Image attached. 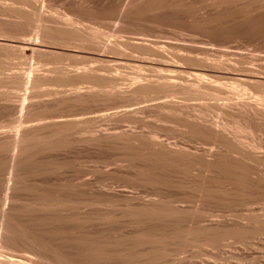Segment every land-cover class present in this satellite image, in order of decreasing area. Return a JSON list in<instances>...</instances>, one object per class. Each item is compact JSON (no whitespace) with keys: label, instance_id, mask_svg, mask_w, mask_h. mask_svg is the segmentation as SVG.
I'll list each match as a JSON object with an SVG mask.
<instances>
[{"label":"rangeland","instance_id":"rangeland-1","mask_svg":"<svg viewBox=\"0 0 264 264\" xmlns=\"http://www.w3.org/2000/svg\"><path fill=\"white\" fill-rule=\"evenodd\" d=\"M20 1L2 0V5L8 4L6 11L4 5H0V29L15 34L14 37L0 36V93L9 89L6 73L10 75L30 68L34 70L33 74H47L44 68L54 71L51 69L64 67L69 71L67 74L72 75L83 65H109L118 67L120 77H66L58 68L59 76L56 69L50 76L47 74L48 77H31L32 83H39L37 89H29L26 93L21 86L14 89L13 100L0 99V127L5 126V130L7 126L18 125L20 119L23 123L35 118L38 121L34 132L39 136L20 163L21 177L12 191L18 200L7 206L0 204V211L6 210L8 214V227L0 231V245L17 250V244L24 237L28 243H33V247L37 244L46 248L37 245L33 248L26 240L23 243L29 248L21 247L24 245L20 241L19 249L26 248L30 252L41 249L42 252L37 250L38 255L36 251L33 253L34 250L31 252L35 258L46 251L39 257L44 261L42 257L49 256L45 262L48 263L50 258L53 262L48 264H58V259L64 260L61 264H264V227L261 233L244 238L227 234L219 242L212 241L215 232L223 233L236 224L242 223L249 228L264 225V186L255 182L228 183L215 171H211L213 174L206 171L199 159L205 150L216 146L188 129L191 116L202 112L214 120L237 126L235 143L259 158L257 164L246 160V165L264 178V111L261 110L263 116L260 111L257 117L251 111L227 110L210 99L204 101L195 97L185 103L181 99L178 101L182 97L180 91H168V99L174 101L169 102L164 96V99L160 97V91L149 96L153 93L132 94L128 90L135 86V79L137 82L139 79V83L148 79L133 76L138 70L136 64L150 58L144 46L149 40H155L171 45L170 52L179 56L180 69L192 74L205 73L207 77L204 78L212 84L228 89L235 87L246 98L254 94L264 97V37L246 31L230 35L211 30V24L201 26L200 22L211 17L212 6L194 9L187 0L176 8L161 12L125 10L131 0H30L29 4L34 2L40 18H47L49 28L44 29L45 38L52 35L51 27L62 21L61 18L73 19L79 30L83 28L101 34L100 38L103 36L98 48L73 44L74 47L51 39L34 44L30 39L35 36L31 33L40 21L31 8L27 14L22 9L24 18L18 19L7 13L9 4L18 6L17 9L23 7ZM135 1L136 4L140 0ZM113 40L119 41L122 52L110 48L105 52L100 50L104 43L111 44ZM203 53H229L227 58L231 61L246 59V67H256L259 77H251L253 75L247 74L245 67L238 64L230 74L225 70L210 73L186 60L187 56ZM1 66L6 71H2ZM141 72L147 73L146 68L143 67ZM193 78L179 77V81ZM114 84L119 91H109ZM75 88L77 91L73 90ZM25 93V109L20 117L19 100ZM175 93L178 98H174ZM162 101H167L163 104L166 109L159 105ZM177 102L181 103L177 105ZM153 129L174 150L170 162L164 167L157 166L153 170L155 173L148 168L142 149ZM1 130L0 192L4 187L2 170L8 160V153L4 151L7 142ZM52 198L63 199L66 205L36 206L40 201ZM168 206L190 212L198 208L212 216L179 218L177 213L156 218L146 212L151 207ZM243 214L255 223L247 221ZM257 215L261 220L256 218ZM174 233H179V239L169 240L164 236ZM14 235L18 237L14 238ZM150 237H162L169 241L168 245L138 244V240ZM148 247L156 251L162 248L164 257L161 254L151 258ZM92 248H97L95 250L101 256L96 257L99 253ZM144 250L150 258L143 256ZM141 253L143 255L139 256ZM127 254L130 257L126 258ZM40 259L35 260L39 263Z\"/></svg>","mask_w":264,"mask_h":264},{"label":"bare ground","instance_id":"bare-ground-1","mask_svg":"<svg viewBox=\"0 0 264 264\" xmlns=\"http://www.w3.org/2000/svg\"><path fill=\"white\" fill-rule=\"evenodd\" d=\"M1 1L2 0H0V5H2ZM131 1L133 2L135 0H131ZM140 1L136 4H135L136 1L133 3L131 2L129 5H127L128 7L125 5L127 8V9L125 8V10H138L139 11V10L143 9V11H146V12H161V11H164L167 9L176 8L179 6L180 3H183L182 2L183 0H142L141 3H140ZM128 2H130V1H128ZM187 2L194 9L205 8L204 7L205 5L212 6L213 12H212L211 17L208 19V21L200 22L199 25H201V26H208L209 24H211L210 25L211 30L227 33L230 35H238L240 32L246 31V32H249L255 36H259L261 38L264 37V0H249V1L248 0H187ZM3 3H4V1H3ZM29 3H31L30 0H22V2L20 1L21 6H23L20 8L21 10L19 8L17 9L18 6L17 7L14 6L15 7L14 8L13 5L9 4L10 6L7 7V13L18 18V19L24 18L25 16L23 14L24 13L23 11L25 10V13L27 14L28 9L31 8L30 10L34 12L33 14H36L37 21L38 22L40 21L39 23L36 22L37 24H35L34 31L32 30L33 32L31 34H33V36H35L34 39H30L32 43L37 44L39 42H46V39H51V40L58 41V43L62 42V43L68 44V45L74 44V45H76V47L82 46V48H86L89 46L93 47V46H97V45L100 46L101 45V43H100V42H102L101 38H103V36L101 38L99 37V35H101V34L96 35V32H93V31L87 32V31H84L85 29H83V28H81L83 30H81V29L79 30V27H77L78 26L77 22L74 21L73 19L70 20V18H64V19L61 18L62 21H60V22H58L59 19H57L58 24L56 23V24H54V26L51 27L52 35L48 38H45L44 29L49 28V27H47L48 26V24L46 22L47 20H45L47 18L41 19L40 18L41 14L38 12L37 7L35 5L33 6L34 2L31 5ZM3 5L2 6H3L4 10L6 11L5 6L8 4H3ZM19 7H20V5H19ZM0 8H1V6H0ZM22 9H23V11H22ZM120 13H124V12L121 11ZM152 18L155 19L156 15H152ZM67 19H69V20H67ZM14 35H15L14 33H12V35H11L9 32H6L3 29H0V36L14 37ZM113 41H111V44H107V45H105L106 43H104V45H102V49H100V50L104 51L105 49L110 48V50H115V51L117 50V52L120 53L119 52L120 43H118L119 41H117V40L114 42ZM108 43H110V42H108ZM98 46H97V48H98ZM144 48L146 49V53L148 54V57H150V58H148V60L142 61L139 64H136L137 65L136 67L138 68V70L135 72V75L133 77H138V78L144 77L143 78L144 80L147 77L148 79H146V82L143 80L145 83L143 81H142L143 83H139V79H138V82L136 81L137 79H135V83L133 82L135 86H132L128 89V90H131L132 94H135L138 92L142 93V94H143V92H146L149 94V92L153 93V92L157 91V93H158V91H160V94H162L160 97L162 98L164 96L166 98L165 100H167L168 99V94H167L168 91L169 92L172 91V93H174V91L175 92L177 91L179 93V91H180L182 94V95L180 94V96H182V97L179 98L178 101H180V99H181V102L183 101L184 103L187 102L188 100H192L193 98L195 99V97H196V99L199 98V100H204V101L210 99V102H214L217 104L219 103L221 105H224L223 107H226V109L228 108L227 110H230V111H239V112L251 111L254 114V116L257 114L260 115V113H258V112H260L261 110L264 111V97L254 96L255 94L253 93L254 94L253 95L251 93L253 95V97H250L251 96L250 95L249 96L250 98L249 97L246 98L247 96L245 95L246 96L245 97V96H243L242 93H238L239 91L235 87H231L228 89V88H225V87L218 85V84H212L210 81H208L204 78V77H207V75L205 73H193L192 74V73H188V72L180 69L179 61H178L179 56H176V53L174 55L173 53L170 52V48H171L170 44H166L163 41L149 40L148 43H146V46H144ZM227 55H229V53H222L221 55H213V54L203 53L201 56H198V55L187 56L186 60H188L191 64L197 65L200 68H202V69H204L210 73H216L219 70H225L226 73L230 74L231 70H234L233 67H235L238 64V65H242V67H245L243 69H245L247 71V74L253 75L251 77H259V75H256V69H257L256 67H254V66L246 67V65H247L246 59L231 61L229 58H227ZM61 66H63V65H61ZM143 67L146 68L147 73L141 72ZM51 68H53V67H51ZM58 68H56L57 70L56 69H51V70H54V71L56 70L55 73H57ZM48 69L44 68V70L48 72L47 73L48 76H50V74H51L50 72H54V71H50V70L48 71ZM65 69H64V67H62V68L60 67L59 72L61 71L64 75L62 73L61 74L63 76H66V77H120V72L118 71V67H112L109 65H101L99 67H92V66H86V65L84 66L83 65V67H81V68H76V70L74 71V74L71 73L72 72V69H71L70 73L72 75H70V74L68 75L67 73H69V71H66L67 69L66 70ZM1 70L4 71L5 67H2ZM38 72H41V71H38ZM33 73H34V70L32 68H30L28 70L19 71V72L16 71L14 73L12 72V74L10 73V75L9 74L6 75L7 74L6 73L5 77H8V78H6V84L9 87V89L4 90L3 92L0 93V99L6 100V101L13 100L12 97H13V93L15 91L14 89L17 90L21 86H24V90L26 91V93H27V90H29V89H35V88L37 89L39 83L38 82L32 83L31 77H48V76H46L47 75L46 72H45V74H44V72H43V74H38L36 72H35L36 74H33ZM184 73H188V75H185ZM59 74L57 76H59ZM179 77H194L193 78L194 80L188 79V81H185V79H184V81H185L184 82V81H179ZM180 80H183V79L180 78ZM117 89H116V85L114 84V85H111V87L109 88V91H111V92L112 91H114V92L119 91ZM73 90L77 91L76 88ZM78 90H79V88H78ZM26 93L19 100L20 103L18 105V111L20 112V117L22 116L23 111L25 109V102H26V98H27ZM56 93H57V91H56ZM157 93H156V95H157ZM236 94L239 96V98H237L238 96L236 97ZM144 95H145V93H144ZM150 95L155 96L154 93L153 94L150 93L149 96ZM170 96H171V94H170ZM177 96H179V95H177ZM164 97H163V99H164ZM175 97H176V93L174 95V98ZM176 98H178V97H176ZM163 99L159 98L158 100L161 101ZM158 100H157V102H158ZM168 101L174 102V101H171V98H170V100L168 99ZM181 102H177V105H179L178 103H181ZM164 103H167V101H165L163 103H159V105L161 104L163 106ZM175 104H176V102H175ZM160 106H159V108H160ZM162 109H166V108L163 106ZM162 109L160 111H162ZM262 111H261V116H263ZM257 117H258V115H257ZM37 121L38 120L34 118V119H27L22 123L21 119H20L18 125L7 126L5 130H4L5 126L0 127L3 129V130H1V129L0 130L4 132V133L1 132V134L3 133L5 135V137H3V139L5 142H7V144L4 148V151L6 154L8 153L7 163L4 166V171L2 170V172H4L2 174V182L4 183V187L2 188V191L0 192V204L2 203L3 206H7L9 202L18 200V198H15L12 195V191L18 185L17 184L18 183V177L19 176L21 177V175H19L20 163H22V160L26 158L27 152L31 150L30 147L32 145V142L39 137L36 134V132H34L36 129L34 127V125L36 124ZM223 121L214 120L211 117H208V114H206L204 112L199 113L197 115L194 114L189 119V122H188L189 132L192 131L196 135H200V136L207 138V140H210L212 142L211 145L216 146L215 147L216 149L218 147L217 150H214L215 148L214 149L209 148V149L205 150L203 153L204 155L199 159L200 164L205 168L206 171H209V172L215 171L217 176H218V174H219V176L222 175V177H224L223 179H226V181H228V183H236V182L254 183L255 182L257 185H263L264 186L263 176L258 175L254 171L255 169L251 170L252 168H249L245 162L246 160H250V161L253 160L256 163L259 161V158H256V156H253L251 154V152H247V151L243 150L242 147H240L238 144L235 143L234 134L237 131H239V128L237 126H231L230 124L223 122ZM230 133H232L231 134L233 136L232 138L229 136ZM48 137L50 138V136H48ZM92 137H93V139L97 138L96 136H92ZM142 149H143V155L145 156V158L148 162V168L150 170H152L151 172H153V173H155L153 170H155V168L157 166L160 165L161 167H164L165 165H167L170 162L171 153H174L173 148L170 147V145L166 141H164L163 138H161V135L155 129L151 130L148 133L147 139H146V144ZM234 155H236V156H234ZM211 173L213 174L214 172H211ZM252 174H257V175H256V177L254 175H253L254 177H252ZM152 176H154V175H152ZM220 178H221V176H220ZM22 179H24V177ZM22 181L23 180H21V182ZM65 205H66L65 200H63V199L56 200L55 198H52L49 200H42L36 204V206L38 208H44V207L54 208L55 206L61 207V206H65ZM146 212L149 213L148 215L156 217V218H159V216L161 217L164 214L173 215V214H177V213H179V218H185L187 216L192 217L193 215L212 216V214H210L209 212H206V211H202V209L198 210V208H197V209H193V211L191 209V212H190V211L185 210V209L181 210V208H179V210H177L173 206H168L166 208L151 207V208L146 209ZM197 216H195V218ZM246 216H248V215H246ZM145 217H147V216H145ZM243 217L246 218L245 215ZM7 218H8L7 211L6 210L0 211V231L8 227ZM244 218H242V221L244 220ZM256 218H258V220L259 219L261 220V217L259 218L258 215ZM248 219H249V216H248V218H246V220L248 221ZM253 221H254V219H253ZM253 221L252 220L250 221V219H249V222H253ZM254 223H255V221H254ZM254 223H251V225ZM257 224H259V223H257ZM261 224H262V226L257 225V227H254V228H251L252 226L250 228L248 226H244V225H242V223H241V225L236 224V226H232V227L224 230L223 233L218 234L215 232V237L214 236L212 237V239L213 238H215V239H213L212 241H218L219 242L227 234H234L236 236H239V238H244L245 236L250 235V234L252 235V234H256V233H261L263 231L262 229L264 227L263 223H261ZM215 229H218V228H215ZM208 230H211V229H208ZM12 232L15 233L14 231H12ZM192 233H194V232H192ZM14 236H15L14 238L18 237L16 235H14ZM164 236H166L167 239H169V240L179 239V233H174V234H170V235L168 234V236L167 235H164ZM12 238H13V236H12ZM22 238L24 239L23 241L27 240L24 237H22ZM19 239L20 238H18V240ZM209 239L211 240V238H209ZM16 241H17V239H15V242ZM20 241L23 243L22 240H20ZM20 241H19V243L18 242L17 243L22 245V243ZM168 242H169L168 240H166L162 237H159V238L150 237L148 239L144 238L143 240L142 239L138 240V244L140 246L146 245L145 243H148V245H150L152 243V246L156 245V243H157L159 246L160 245L163 246L165 244L168 245ZM26 243L31 244L32 242L28 243V240H27ZM18 244H17V247H18L17 250H15L16 248L14 249L13 247L11 248L10 246H5V245L1 246L2 244L0 245V264H41V262H45V260H47V261L49 260V256L42 257V259L44 258L43 259L44 261H42L40 259L41 257H39V256H43L46 253V251H45L44 254L41 253L43 255L39 254V256H36V258L38 257V259L41 260V262L38 263L35 260L36 259L35 255H33L34 257L31 255V252H33L34 249H32L30 252L29 249L27 250L26 248H24L25 250H23V248H22V251H21L20 250L21 247H25L26 244L24 245V243H23L24 246H21V247H20V245L18 246ZM6 245H9V244H6ZM31 245H32L31 247H33V243ZM36 245H34V247ZM28 246H26V247L29 248ZM37 246H38V248H41V247H39L40 245H37ZM37 246H36V248H37ZM41 246L43 248V245H41ZM45 248L46 247L44 246L43 249L45 250ZM148 248L150 249L151 247H148ZM93 249L96 252L97 248H92V251H93ZM149 249H148V251H149ZM151 249H150L149 253L153 254V252H154L153 255L151 254V258L152 257L158 258L161 256V254L164 257L165 252L163 250H161L162 248L158 249V247H157L156 249H158L159 251L158 250L156 251L155 248H153L152 250ZM18 250H20V251H18ZM37 250H39V249H35L33 253H35V251H36V254H37ZM103 250H102V253L105 252ZM145 250H144V252H145ZM40 252H42V250ZM146 252H147V250H146ZM92 253L93 252H91L92 258H94L93 256H95V255H93ZM96 253H99V255L96 257L101 256L100 252H96ZM145 253H144V255L141 253V254H139V256L143 255V256H146V258H150L147 256L150 254L149 253L145 254ZM104 254H105V256H107L106 253H104ZM123 255L124 254H122V256ZM127 255H125L126 258L130 257L129 255L128 256ZM102 256H103V254H102ZM57 257H54V258L58 259L59 257L58 258ZM60 260H62V259H58V261H59L58 264L61 262ZM47 261L44 264H48L50 261L53 262V260H51V258H50V261L48 263H47ZM63 261L61 263H63ZM64 263L66 264V262H64Z\"/></svg>","mask_w":264,"mask_h":264}]
</instances>
